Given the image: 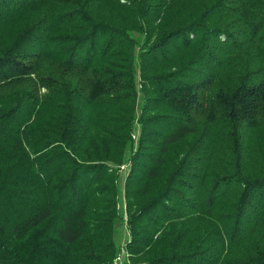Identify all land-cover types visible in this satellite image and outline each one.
Listing matches in <instances>:
<instances>
[{
    "label": "trees",
    "instance_id": "1",
    "mask_svg": "<svg viewBox=\"0 0 264 264\" xmlns=\"http://www.w3.org/2000/svg\"><path fill=\"white\" fill-rule=\"evenodd\" d=\"M125 215L133 264H264V0H0V264Z\"/></svg>",
    "mask_w": 264,
    "mask_h": 264
},
{
    "label": "rangeland",
    "instance_id": "2",
    "mask_svg": "<svg viewBox=\"0 0 264 264\" xmlns=\"http://www.w3.org/2000/svg\"><path fill=\"white\" fill-rule=\"evenodd\" d=\"M126 171H124V174L122 176V182L124 180L123 177L125 176ZM124 204H125V202H123V204H122V209H124ZM126 220H127V215H125L124 223H117V225H116V237H115V239H116V243L118 244V252L122 248L128 250L127 249V241L131 238V235H130V232L126 228V226H127ZM131 264H133L132 260H131Z\"/></svg>",
    "mask_w": 264,
    "mask_h": 264
},
{
    "label": "built area",
    "instance_id": "3",
    "mask_svg": "<svg viewBox=\"0 0 264 264\" xmlns=\"http://www.w3.org/2000/svg\"><path fill=\"white\" fill-rule=\"evenodd\" d=\"M126 169V166L122 168ZM113 264H131V258L128 250L122 248L113 260Z\"/></svg>",
    "mask_w": 264,
    "mask_h": 264
}]
</instances>
